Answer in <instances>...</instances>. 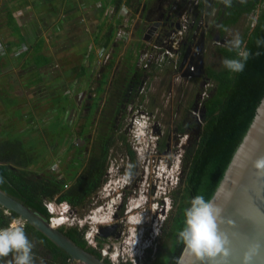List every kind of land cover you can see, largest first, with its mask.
<instances>
[{
    "label": "rangeland",
    "instance_id": "rangeland-1",
    "mask_svg": "<svg viewBox=\"0 0 264 264\" xmlns=\"http://www.w3.org/2000/svg\"><path fill=\"white\" fill-rule=\"evenodd\" d=\"M16 1L0 0V41L7 47L6 58L0 60V64H3L0 70V140L3 137L6 138L7 135H19L25 141L30 136L33 137L31 144L35 142L38 144L39 140L43 139V145L45 144L48 149V153L45 154L44 159L46 162H49L47 164L41 163L36 167L39 168L41 175L55 178L54 174L51 173V165L55 164L58 173V177L55 180L59 182L63 180L67 186V189L62 187V193L68 190L76 179L79 181V186L84 185L89 178V172L92 171L93 162L95 160L96 162L100 161L102 149L106 148L105 158L101 162L103 170L97 178L96 184L92 187L91 192L83 197L81 203L75 206L70 205V212L68 213L74 215L76 218L86 214L87 210L91 207L93 198L97 194L99 185L104 180V169L109 165L108 160L118 158V156L125 157L129 151H134L137 147L134 146V140L131 137L132 133H130L132 129L130 118L140 111L147 116L148 123L157 121L160 125V130L164 136L161 142V146H164L162 149L164 150H162L160 155H162L161 157L171 158L168 159L171 163L174 162V159L177 163L179 162L174 172L179 177V180L182 176L184 177L186 154L197 139L196 132L203 125L201 103L202 98L204 99L208 95V92L202 98L201 93L204 91L206 80H203L201 75L190 76L189 78L182 76L184 66L192 56L196 45V42H192L193 35L189 38V34L182 36V40L176 47L178 48L177 54L174 57L176 63L168 61L169 55H165V48L162 42L174 31L175 26L170 24L174 21V18L171 17L168 20L162 21L163 25H160L155 31L149 32L146 29L151 20H156L157 5L161 4L167 16L168 10L174 0H114L116 9H120L125 2V6L133 14L132 17L134 18L135 25L129 31L130 34H125L124 38L116 42L114 39L115 32L111 30L113 38L109 48L112 53V66L106 68L103 74L104 77L102 76L103 84L101 92L92 102L94 107L91 115L87 113L81 127L78 128L80 123L78 115L81 109L79 111H74L72 108L67 109L60 117V122L68 127L70 135L65 134L63 136L55 151H53L46 141L49 137L46 127L49 126L51 118L57 114L51 102L53 98L63 96L68 101L73 100V98L76 99L77 96L75 95L85 88V82H89L90 78L87 79V75L85 78L79 79H76L74 75L80 69V66L84 64L82 63L84 50L86 51L89 40L83 46L73 47L74 49L70 50V47L74 43L70 39H64L65 36L62 34L61 27L59 26L60 31L56 32L54 30V32L55 34L59 33L58 36L60 37L54 39L51 42L52 45L49 44V48L53 47V50H51V55L54 59L52 68L54 72L58 71L57 73L59 74L54 76V72H52L51 78L46 81L44 86L42 85L33 89L21 88L19 81L25 77L26 72L20 74L19 65L14 56V52L17 50L11 52L8 50L12 48L14 39L10 26L6 24L7 21L5 19L6 11L15 9ZM31 1L32 7L30 6V11L28 8V12L32 16L30 19L29 16H23V18L29 20V23L23 25L22 29L24 28L23 31L28 36L30 49L33 48L42 52L44 49V37L50 31L46 32L45 30L47 29L45 28L50 24L57 26L60 20L64 18V13L76 5L72 0ZM76 3L78 4V10L83 15L84 12L81 10L87 11L89 9L91 11L90 7L95 4V1H89V5L80 4L78 0ZM51 13L55 14V17L52 16V21L49 20ZM209 17L203 14V12L196 16L197 21L205 22L208 20V24H211L214 16L211 14ZM202 18L205 20H202ZM247 27L250 28L249 14L242 16L236 25L228 27L223 36L208 39L204 50L201 52L202 54L200 53L202 67H209L214 70L222 69V59L217 54L216 48L230 47L228 42L236 34L242 37ZM89 30L88 33L94 31V29ZM108 30L106 31L103 27V30H97L98 33L95 31L93 34H97L96 39L102 36L101 42L103 43L105 35H108ZM20 31L22 34V30ZM146 34L148 36L147 39L144 37ZM143 46L148 50L152 46H155L156 48L152 49V51L155 53L156 59H158L157 62L150 64L146 69L142 68L143 65L140 68L141 63L136 58ZM188 48L191 49V53L189 51L184 65L180 67L182 56ZM26 49L28 52L29 47L26 46ZM27 52L21 56L22 59L27 55ZM66 52L69 55H66ZM162 56L165 57L164 60H161ZM19 62L21 63V61ZM131 70H133V73ZM60 73L68 75H63L64 77H62ZM135 74H139L137 80L133 79ZM59 78H64V80L56 81ZM82 85L84 88H82ZM92 86L93 83L91 81L89 87ZM5 99L10 100V102L12 101V105L6 106V102L4 105ZM83 99L82 102H86L87 98L83 97ZM76 103L79 104V102ZM16 113L17 116L14 117ZM180 126L183 127V137L175 133ZM144 141L146 144L147 139L145 137ZM175 141H177V144ZM80 146H82V149ZM136 151L141 153L139 148H136ZM130 164L131 168L137 171V168L140 167V164H143V161L135 159ZM183 177L181 178L182 183H184L185 178ZM2 215L8 217V213L6 212H2ZM87 225H85L84 231L88 232L89 229L87 228L90 225ZM69 227H76L77 231L79 229L75 224L70 226L64 225V227L59 229L66 230ZM169 229V221L166 219L163 223L161 234L156 241L157 251L159 250L160 254H162L158 257V262L163 259V255L167 254L166 252L169 250L167 247L171 246L169 240L165 238ZM31 242L35 245L33 253L36 264H40L41 258L43 259V264H50L48 254L42 250L41 246L35 244L33 241ZM118 242L115 241L113 243L111 240L110 242H105V244L109 245L112 248L109 251H112L115 249L113 246ZM123 249L124 247L122 246L121 249L117 250L119 252H126L129 251L130 247L126 246L125 251ZM169 254L170 252L164 264H170ZM153 258L154 254L152 255L151 262ZM12 259L11 254L8 257H0V264H9V261Z\"/></svg>",
    "mask_w": 264,
    "mask_h": 264
},
{
    "label": "trees",
    "instance_id": "trees-1",
    "mask_svg": "<svg viewBox=\"0 0 264 264\" xmlns=\"http://www.w3.org/2000/svg\"><path fill=\"white\" fill-rule=\"evenodd\" d=\"M257 8L259 11L254 26L252 28L247 27L241 37L243 42L241 48L251 53L245 62L244 70L242 72H230L224 67L218 70L209 67L203 68L201 78L211 82L212 87L207 90L208 95L201 103L203 125L196 132L197 139L186 154L184 161L185 188L169 227L168 240L171 246H169L167 254L163 255L160 264H164L169 252L170 264L176 263L184 247L178 239V234L184 226L185 209L190 206L191 198L196 195H203L205 199H211L254 117L256 106L264 95V44L258 47L256 43L257 40H264V0H231L230 4H225L224 12L216 21L220 18L219 36H223L228 27L236 25L242 16L255 11ZM6 13L7 24L10 26L13 37H16L18 41L14 45L19 47L26 43L25 39L15 25L12 11L7 10ZM107 30L108 35H105L103 41L105 46H108L112 40L111 30L113 29L108 27ZM216 52L222 60L240 59L237 54L238 50H230L229 46L217 47ZM4 58L6 57L0 58V60ZM28 59L26 66L33 65L35 68L32 85L36 87L41 83L39 72L49 66L52 60L40 54L39 50L30 53ZM2 65L0 64V70ZM110 66H112V61L107 68ZM131 72L133 73V70ZM103 74L95 90L96 96L101 92ZM86 75H88V68L81 65L75 74L76 79ZM137 77L139 74H135L133 79L137 80ZM5 102L6 106L12 105L10 100L5 99L4 105ZM51 103L57 114L51 118L49 126L46 127L49 135L46 141L55 151L63 136L65 134L70 135V130L60 122V117L67 109H73L74 102L73 100L68 101L63 96L53 98ZM93 107L92 105L88 111L89 115H91ZM16 116L17 113L14 117ZM178 129L180 132H184L182 126ZM32 139L33 137L29 136L23 141L19 135H7L6 138L3 137L0 140V178L3 180L0 183V190L47 220L48 215L42 207V201H51L56 197V203L65 201L69 206H75L81 203L83 197L91 192L97 178L102 173L101 162L105 158L106 148L102 149L100 161L98 160L92 166V171L89 172V178L84 185L79 186V181L76 179L70 188L62 193V187L65 185L63 180L59 182L50 175V177L41 175L39 168L36 167L41 163L47 164L49 162L44 159L48 149L45 144L43 145V139L39 140L38 144L36 142L31 144ZM129 153L132 154V151ZM2 212L0 210V228H6L12 220L16 219V216L8 214V217H5ZM23 226L28 239L41 246L43 251L48 252L50 264H66L69 260L67 256L30 227ZM58 231L77 246L100 258L96 250L86 247L81 239V232L77 231L76 227H69L66 230L59 229ZM156 256L161 255L158 252ZM102 260L108 264L107 260Z\"/></svg>",
    "mask_w": 264,
    "mask_h": 264
},
{
    "label": "flooded vegetation",
    "instance_id": "flooded-vegetation-1",
    "mask_svg": "<svg viewBox=\"0 0 264 264\" xmlns=\"http://www.w3.org/2000/svg\"><path fill=\"white\" fill-rule=\"evenodd\" d=\"M173 3L178 6L179 10L184 7L187 8L189 18L192 21L189 22L186 34H189L188 38L193 35L192 41L196 42L197 45L202 40V52L208 39L219 36L220 18L218 21L216 19L225 10L224 0H174ZM156 8V20H151L146 26L148 31L151 28L158 29L160 25H163L162 21L169 19L161 4H158ZM202 12L207 17L211 14L214 16L211 24H208V20L205 22L197 21V14ZM202 20L205 19L202 18ZM155 23L158 25L155 26ZM173 23L174 21L170 24ZM177 23L173 25L176 27ZM201 34L204 36L202 37ZM83 97L87 98L88 96L82 94L78 100L81 104V112L78 115L79 127H81L95 98H87L86 102L83 103ZM145 121L147 123L143 129L147 145L143 150L144 152H135L137 147L134 143L136 148L134 151L132 150V154L127 153L125 157L118 156V158L109 159V165L104 169V180L99 185L91 207L86 214L75 218L78 231L81 232V239L85 245V233L96 243L95 246L86 245V247L98 252L105 242L112 240L113 243L119 241L113 246L116 250L121 249L122 246L126 249L127 246L130 247L129 250L136 253L146 246L154 254L151 264H160V261L157 260L158 256H156L159 252L156 241L166 219H168L170 227L185 185L181 182L183 176L179 180L174 172L179 162L177 163L174 159V162L171 163L168 160L171 158L160 155L164 150L162 149L164 146H161L164 136L160 130V125L157 121L152 123H148V119ZM131 128L130 133L133 132V126ZM175 133L181 137L184 132L182 133L177 129ZM175 142L177 144V141ZM80 148L82 149V146ZM135 159L143 161L137 171L132 169L130 164ZM96 163L95 160L93 165ZM87 224L90 225L87 228L89 229L88 232L84 231ZM168 234L169 232L165 237L167 240ZM167 248L169 249V247ZM110 249L112 248L109 246L108 250ZM46 253L48 254V252ZM159 255L162 254L159 252Z\"/></svg>",
    "mask_w": 264,
    "mask_h": 264
},
{
    "label": "water",
    "instance_id": "water-1",
    "mask_svg": "<svg viewBox=\"0 0 264 264\" xmlns=\"http://www.w3.org/2000/svg\"><path fill=\"white\" fill-rule=\"evenodd\" d=\"M157 25L158 23H155V26ZM154 30L155 28H151L149 32ZM201 36L203 37L204 34ZM147 38L146 34L145 39ZM201 48L202 40L195 45L182 76L202 74ZM190 50L188 48L183 54L180 67L184 65ZM193 61L194 71L190 72L188 68ZM253 116L211 197L215 198L218 188L225 185L233 192L231 201L224 205L225 223L221 225V230L230 241L229 255L226 258L218 255L214 261H205L204 264H264V175H259L252 167L255 159L264 157V95L256 106ZM217 202L223 204L222 199H217ZM0 209L16 216L22 224L37 232L70 261L79 264H105L100 258L77 246L66 236L64 237L58 230H52L45 217L1 190ZM176 264H201V262L185 252L183 247Z\"/></svg>",
    "mask_w": 264,
    "mask_h": 264
},
{
    "label": "clouds",
    "instance_id": "clouds-1",
    "mask_svg": "<svg viewBox=\"0 0 264 264\" xmlns=\"http://www.w3.org/2000/svg\"><path fill=\"white\" fill-rule=\"evenodd\" d=\"M224 3L230 4L231 0H224ZM228 43L230 50H238L237 54L240 59H224L222 65L230 72H242L251 53L241 48L243 42L239 34H236ZM256 43L259 47L264 44V40H257ZM146 123L145 121L140 126H133L132 137L139 151H143L147 145V142L145 144L144 141L143 130ZM252 167L257 170L259 175H264V157L255 159L252 162ZM2 182L3 180L0 178V183ZM232 197L233 192L225 185L218 188L215 198L205 199L203 195L192 197L190 206L184 211V226L178 234V239L183 243L185 252L190 253L201 264H204L205 261H214L218 255H223L225 258L229 255L230 241L221 230V225L225 223L224 205L230 202ZM217 199H222L223 204L218 203ZM61 203H64L66 209L64 214H69L70 206L66 202ZM72 224L77 225L75 216H73ZM34 247L35 245L28 239L24 226L19 220L14 219L8 227L0 228V257H8L11 254L13 259L9 261V264H36ZM123 250L125 251V249ZM114 253L116 258L123 255L127 260L140 261L142 259L143 262L149 254H153L146 246L136 253L131 250L119 252L116 248ZM245 259L247 260V258ZM104 260L108 262V259ZM40 264H43L42 258Z\"/></svg>",
    "mask_w": 264,
    "mask_h": 264
},
{
    "label": "built area",
    "instance_id": "built-area-1",
    "mask_svg": "<svg viewBox=\"0 0 264 264\" xmlns=\"http://www.w3.org/2000/svg\"><path fill=\"white\" fill-rule=\"evenodd\" d=\"M258 11L259 10L257 8L255 9V11L249 13L250 28H252L255 24ZM102 13H103L102 14L103 27L106 30L108 27H111L113 29V31L115 32V36H114L115 42L124 38L125 34H130L129 31L135 25L134 18L132 17L133 14L125 6V3L122 4V7L120 9H116L114 5H109L102 10ZM167 16L169 17V19L171 17L174 18V23L178 22L177 24H179L178 28L175 27L174 31L167 38H165L162 42L163 47L165 48V53H166L165 55H169L168 61H173V63H176V60H174V57L176 56L177 51H178V48L176 47L178 43L182 40V36L187 33L189 22L192 21V19L189 18L187 8L184 7L179 10L178 6H176L174 3L169 8ZM59 26L60 24H57V26L54 27L56 32L60 31ZM101 40H102V36H100L97 41L90 42L86 47V51L84 52V56L82 60V63L84 64L82 66L88 68L87 79L90 78V80L89 82H85V88L82 85V88L84 89L80 90V92H78L75 95L77 96L78 100H80L82 94L87 95L88 96L87 98H94L96 96L95 90L98 87V82L101 78V75L106 71L107 66L112 60V53H111V49L109 48L112 40L108 46L103 45ZM154 48L156 47L152 46L151 49L148 50L145 46L142 47V50L139 52V55H138L139 59H138V56H136L137 61H140L141 63L140 68L143 65L142 68L146 69L148 66H150V64L157 62L158 59H156V55L152 51V49ZM25 52H27V49H26V46L23 45L22 47H20L19 50L14 52V56L16 57L15 59H19L21 55ZM6 54H7V47L5 46V44L1 43L0 41V58L6 57L7 56ZM164 59L165 57L162 56L161 60H164ZM184 67H186V64ZM188 69L190 72L194 71V61ZM187 77L189 78L190 75H188ZM83 78H85V76ZM75 81H78V80H75ZM91 81L93 83V86L89 87V84ZM211 87H212V83L209 81H206L204 91L201 93L202 94L201 98L205 96V93ZM76 99L73 98V102H74L73 110L79 111L81 104H77L76 102L78 100ZM130 120L132 121V126H140L141 123H145V120H147V116L143 112L140 111L136 113L135 115H133L130 118ZM51 166H52L51 173H53L55 178H57L58 173L56 171V165L53 164ZM63 188L67 189V186L63 185ZM42 207L44 208L45 212L48 215V219H47L48 224H51V222L53 221L52 218L59 217V219L64 221V225L66 226L72 225V220H73L74 215L64 214V211L66 210L64 203H56V197L53 198L51 201H47V200L42 201ZM90 239L91 238H89L88 234L85 233L84 240L86 241V244L88 246H95L96 243L93 242L92 239L91 240ZM108 247L109 245L103 244L101 248L98 250V252L100 255V259L101 260L108 259L109 264H151V258L153 254H149L148 258L146 260L144 259V262L142 261V259L140 261L139 260L134 261L133 259L127 260L123 255H120L119 258H116L115 253H114L115 249L112 251H109ZM66 263L67 264H79L77 262H72L70 260H68Z\"/></svg>",
    "mask_w": 264,
    "mask_h": 264
},
{
    "label": "crops",
    "instance_id": "crops-1",
    "mask_svg": "<svg viewBox=\"0 0 264 264\" xmlns=\"http://www.w3.org/2000/svg\"><path fill=\"white\" fill-rule=\"evenodd\" d=\"M72 1L75 2L76 6L73 8H69L64 13V18L61 19L60 22L58 23V24H60L62 34L65 36L64 39H70V41L72 43H74V45L70 47V50H73L74 49L73 47H78L80 45L83 46L84 44H86V42L88 40H89L88 44L90 42H94V41L98 40V39H96L97 34H93V33L95 31L98 33L97 30L103 29V22H102V18H103L102 14L103 13H102V10L109 5H114V0H78V2H80V4H86V5H89V3H88L89 1H93V2L95 1V4L90 7L91 11H89V9L87 11L81 10L82 12H84V14L82 15L81 12L77 8V5H78L76 3L77 0H72ZM31 2H32L31 0H17L15 2L16 3L15 9H11L15 25L19 30H22V36L24 37L26 43L25 44L23 43L19 47H16L14 44L18 43V41H17L16 37H13V39H14L13 46H12V48L8 49L11 52V51L18 50L23 45L29 47V52L26 53L27 55H25L23 57V59L22 58L16 59V62L19 65L20 74H22L23 72H26L25 77L19 81L21 88H25V89L35 88V86L32 85V82L34 81L33 75L35 73V68L33 67V65L26 66L27 60H29L28 59L29 54L33 53L35 51V49H33V48L30 49V42H29L28 36L23 31L24 28L22 29L23 25H25L26 23H29V20L23 18V16H29V19L32 16V14L30 12H28V8L30 11L31 10L30 6L32 7ZM38 9H40V8H38ZM52 16L55 17V14L51 13V15L49 16L50 21H52ZM18 17L21 19H19ZM55 25H56V23H55ZM54 27H55L54 24L53 25L50 24L47 26V28H45V29H47V30H45L46 32L49 30L50 31L47 32V34L44 37L45 40L43 41V43H44L43 51L40 52V50H39V53L44 55L45 57L49 58L50 60H52V63L39 72V75L41 77V83L36 87H40L42 85L44 86L46 84V81L51 78L50 77L51 73L54 72V70L52 68V64L54 63V59L52 58V55H51V52H52L51 50H53V47H50L51 48L50 49L49 44L52 45L51 42L54 39L60 37V36H58L59 33L55 34ZM89 29H91V30L94 29V31H91L90 33H88ZM20 34H21V31H20ZM69 44L71 45V43H69ZM70 50H68V51H70ZM84 52H85V50H84ZM67 54L68 53L66 52V55ZM19 61H21V63ZM57 72L58 71L54 72V76L59 74ZM76 73L77 72H75V74ZM60 75L62 77H64L63 75H68V74H66V73L61 74L60 73ZM63 80H64V78H59L56 81L59 82V81H63Z\"/></svg>",
    "mask_w": 264,
    "mask_h": 264
},
{
    "label": "bare ground",
    "instance_id": "bare-ground-1",
    "mask_svg": "<svg viewBox=\"0 0 264 264\" xmlns=\"http://www.w3.org/2000/svg\"><path fill=\"white\" fill-rule=\"evenodd\" d=\"M185 69H186V68L184 67V70H185ZM143 130H144V129H143ZM97 217H98V216H97ZM97 217H96V218H97ZM52 220H53V221L51 222V224H48L52 230H58V228L64 226V221L61 220V219H59V217L52 218ZM93 221H94V220H93Z\"/></svg>",
    "mask_w": 264,
    "mask_h": 264
}]
</instances>
